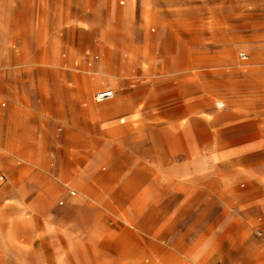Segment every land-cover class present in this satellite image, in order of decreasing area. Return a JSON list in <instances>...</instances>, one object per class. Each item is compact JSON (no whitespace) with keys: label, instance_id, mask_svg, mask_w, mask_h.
I'll return each instance as SVG.
<instances>
[{"label":"rangeland","instance_id":"1","mask_svg":"<svg viewBox=\"0 0 264 264\" xmlns=\"http://www.w3.org/2000/svg\"><path fill=\"white\" fill-rule=\"evenodd\" d=\"M116 3L113 13L83 16L93 28L65 31L61 13L16 4L0 12V91L44 105L36 134L48 125L53 133L0 168V193L13 169L22 172L17 181L61 174L28 193L32 206L0 197V264H162L175 259L178 232L202 225L223 255L213 264H264V212L244 226L212 204L201 219L154 199L181 183L208 187L209 199L236 194L222 188L237 162L211 160L219 146L205 119L243 105L264 120V0ZM105 89L114 97L96 101ZM241 163L250 167L234 188L264 197L250 180L264 181V151Z\"/></svg>","mask_w":264,"mask_h":264},{"label":"crops","instance_id":"2","mask_svg":"<svg viewBox=\"0 0 264 264\" xmlns=\"http://www.w3.org/2000/svg\"><path fill=\"white\" fill-rule=\"evenodd\" d=\"M13 4H16L18 8L28 9L31 13H61V31L80 29L82 25L93 28L96 25L94 19L83 16H97L107 9L108 14L119 10L116 0H0V12L2 8H9ZM101 35L104 33L102 32ZM69 39L61 38V42H69ZM11 40L12 37L9 35L7 41ZM106 90L109 89L102 91ZM42 91L44 95H47L45 100L49 102L51 100L49 94L44 88ZM11 95L7 92V96H3L0 91V101L1 99L6 100V104L1 105L0 103V168L3 169L9 168L10 160L15 157L30 156L34 142H41L45 136L46 138L53 137L52 126L49 125L47 128L42 126L41 135L36 134L38 126L34 124L33 120L45 117L49 112L45 106L39 105L38 102L35 103L37 100L33 98L22 97L17 100ZM77 95V99H79L80 89H77ZM56 100L59 105V113H61V97ZM1 106L5 109L3 110ZM205 122L213 143L217 147L219 146V149L211 154V160L217 163H226L230 160L237 162L233 170L224 173L226 178L229 176L228 173L234 177L232 181L224 183L222 188L226 194L233 191H236V194L231 193V197L227 198L209 199L208 187L197 185V188H194L193 184L181 183L171 186L168 198L161 188L159 194L154 198L155 205H167L168 201L171 207L187 208L184 211L177 210L175 215L180 216L184 213L187 216L193 215L203 219L208 215V211L204 208L212 204L218 208L216 212L218 217L224 218L230 214L232 219L239 220L244 226H248L249 223L257 219L259 213L264 212V197L245 198L247 193L234 188V185L241 169L250 167L242 164L241 160L261 150L264 151V120L246 106L240 105L222 115L208 117ZM233 171L234 173H231ZM21 174V170L13 169L10 172L13 183L7 189L6 194L0 193V197L7 196L9 201L32 206L37 199L27 198L30 191L48 189L54 183V178L61 181V174L53 176L40 172L29 173L21 181H17L16 178H19ZM6 180L5 173L0 171V182L3 183ZM250 180L253 186L264 187V181L260 178L250 177ZM172 215L174 216L173 213ZM201 222L203 221L201 220ZM205 228V225H202L198 231L193 230L190 233V228L186 227L185 233L178 232L173 244L175 259L170 262L164 261L162 264H213L222 260V253L218 252L216 248L217 242L208 241ZM155 247L160 249V246L156 244Z\"/></svg>","mask_w":264,"mask_h":264},{"label":"built area","instance_id":"3","mask_svg":"<svg viewBox=\"0 0 264 264\" xmlns=\"http://www.w3.org/2000/svg\"><path fill=\"white\" fill-rule=\"evenodd\" d=\"M239 57L241 60H247L248 58L246 53H240ZM113 97H114V92L112 90H106L96 94V101L103 102ZM71 195H74V192H71Z\"/></svg>","mask_w":264,"mask_h":264}]
</instances>
